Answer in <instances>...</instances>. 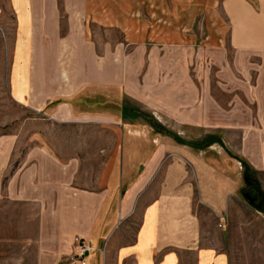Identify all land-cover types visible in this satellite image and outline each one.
<instances>
[{
	"label": "crops",
	"instance_id": "crops-1",
	"mask_svg": "<svg viewBox=\"0 0 264 264\" xmlns=\"http://www.w3.org/2000/svg\"><path fill=\"white\" fill-rule=\"evenodd\" d=\"M9 6L14 36L0 38L6 49L0 93H8L19 116L8 124L0 98V203L36 209L34 243L47 264H63L76 237L93 248L88 264H228L215 243L224 231L215 216L225 217L235 197L231 185L239 189L245 175H232L230 164L185 166L192 149L151 148L146 134L118 126L131 124L126 116L103 109L129 113L126 96L146 102L143 94L152 89L135 82L134 63L140 56L151 61V49L232 48L246 60H264V0H9ZM108 89L117 97L104 98ZM45 122L90 125V138L110 134L114 144L95 151V169L80 143L88 134L57 147L39 129ZM18 123L28 130H17ZM214 183L221 186L208 187Z\"/></svg>",
	"mask_w": 264,
	"mask_h": 264
},
{
	"label": "rangeland",
	"instance_id": "rangeland-1",
	"mask_svg": "<svg viewBox=\"0 0 264 264\" xmlns=\"http://www.w3.org/2000/svg\"><path fill=\"white\" fill-rule=\"evenodd\" d=\"M13 36L14 16L9 0H0V38L11 40ZM112 36L108 39L118 40L117 36ZM5 51L0 44V59ZM148 54L153 56L151 61L142 62L140 56L134 63L139 70L135 82L152 89L143 94L146 102L126 96L123 105L129 107V113L121 114L122 108L106 105L103 114L112 117L117 111L126 116L131 124L119 123L118 126L125 134H146L151 148L164 145L174 149L181 145L184 149H192L184 153L182 163L185 166L230 164L232 170L236 168L232 175H245L239 177V189L231 185L235 197L230 198L225 217L215 216L216 222L221 223L223 219L221 227L224 230L215 243L227 256L228 264H264V203L259 208L254 207L244 198L248 189L246 175L255 179L264 193V172L254 169V166H264V76L258 74L264 70V60H246L232 48L225 52L199 47L193 51L151 49ZM117 95L109 89L104 90V98L113 99ZM0 98L8 104L7 123L11 124L14 117L19 116V109L10 104L8 93H0ZM180 102L182 108H179ZM22 114L31 116L28 110H23ZM177 116L193 118L199 124L177 125L174 120ZM21 124H17V130H28L29 126ZM91 127L45 122L40 123L39 129L50 135V143L57 147L78 144L70 137L73 134H88L84 137L87 140H80V143L87 145L86 159L91 163L89 166L96 169L99 157H95V151L100 147H112L114 140L110 134L102 140L90 138ZM9 130L10 127L6 131ZM62 135L68 136L66 140ZM219 186L214 183L208 187L217 189ZM36 218L34 207L0 203V264H47V256L41 254L34 243L38 231ZM75 239L73 251L63 264H76Z\"/></svg>",
	"mask_w": 264,
	"mask_h": 264
},
{
	"label": "water",
	"instance_id": "water-1",
	"mask_svg": "<svg viewBox=\"0 0 264 264\" xmlns=\"http://www.w3.org/2000/svg\"><path fill=\"white\" fill-rule=\"evenodd\" d=\"M245 180L248 185V190L244 193V198L254 207H260L264 203V193L257 181L253 178H249L247 175Z\"/></svg>",
	"mask_w": 264,
	"mask_h": 264
},
{
	"label": "built area",
	"instance_id": "built-area-1",
	"mask_svg": "<svg viewBox=\"0 0 264 264\" xmlns=\"http://www.w3.org/2000/svg\"><path fill=\"white\" fill-rule=\"evenodd\" d=\"M75 263L76 264H88V256L92 253L93 248L90 243L84 238L77 237L75 239Z\"/></svg>",
	"mask_w": 264,
	"mask_h": 264
},
{
	"label": "flooded vegetation",
	"instance_id": "flooded-vegetation-1",
	"mask_svg": "<svg viewBox=\"0 0 264 264\" xmlns=\"http://www.w3.org/2000/svg\"><path fill=\"white\" fill-rule=\"evenodd\" d=\"M248 189H249V188H248ZM248 189H247V190H248ZM247 190L245 191V193L247 192Z\"/></svg>",
	"mask_w": 264,
	"mask_h": 264
}]
</instances>
